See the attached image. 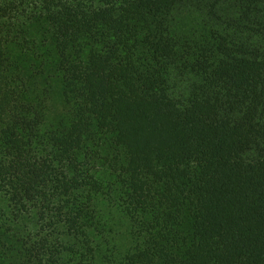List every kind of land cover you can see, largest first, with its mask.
I'll list each match as a JSON object with an SVG mask.
<instances>
[{
	"label": "trees",
	"instance_id": "1",
	"mask_svg": "<svg viewBox=\"0 0 264 264\" xmlns=\"http://www.w3.org/2000/svg\"><path fill=\"white\" fill-rule=\"evenodd\" d=\"M0 264H264V0H0Z\"/></svg>",
	"mask_w": 264,
	"mask_h": 264
},
{
	"label": "rangeland",
	"instance_id": "2",
	"mask_svg": "<svg viewBox=\"0 0 264 264\" xmlns=\"http://www.w3.org/2000/svg\"><path fill=\"white\" fill-rule=\"evenodd\" d=\"M58 101H59V99L57 98L56 95H54L52 98V105H58L59 104Z\"/></svg>",
	"mask_w": 264,
	"mask_h": 264
}]
</instances>
